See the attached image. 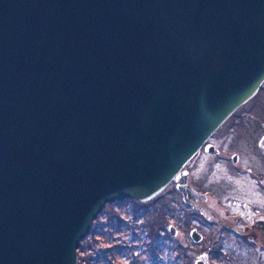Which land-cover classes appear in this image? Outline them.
<instances>
[{"label": "water", "instance_id": "95a60500", "mask_svg": "<svg viewBox=\"0 0 264 264\" xmlns=\"http://www.w3.org/2000/svg\"><path fill=\"white\" fill-rule=\"evenodd\" d=\"M263 82L264 0H0V264H76L106 203L195 193Z\"/></svg>", "mask_w": 264, "mask_h": 264}, {"label": "flooded vegetation", "instance_id": "af4514ba", "mask_svg": "<svg viewBox=\"0 0 264 264\" xmlns=\"http://www.w3.org/2000/svg\"><path fill=\"white\" fill-rule=\"evenodd\" d=\"M253 100L243 103H249L253 123L246 147L232 139L236 131L226 124L229 115L185 165L195 193L185 198L171 181L193 213L201 214L206 243L216 239L219 244V264H264V121ZM200 161L202 173H196L192 167ZM194 173L201 175L203 189L195 184ZM201 254L209 264L208 252Z\"/></svg>", "mask_w": 264, "mask_h": 264}, {"label": "rangeland", "instance_id": "374dc122", "mask_svg": "<svg viewBox=\"0 0 264 264\" xmlns=\"http://www.w3.org/2000/svg\"><path fill=\"white\" fill-rule=\"evenodd\" d=\"M257 93L247 102H258L257 115L264 121V82ZM243 105L226 124L234 125L236 133L231 137L236 146L239 143L246 147L253 139V123L249 103ZM201 166L202 161L192 170L202 173ZM196 173L194 182L203 189L202 177ZM192 229L204 236L194 241L190 236ZM205 251L209 264H219V244L216 239L206 243L201 214L193 213L170 182L146 201L124 198L106 203L79 243L76 264H194Z\"/></svg>", "mask_w": 264, "mask_h": 264}, {"label": "snow or ice", "instance_id": "6c2138e0", "mask_svg": "<svg viewBox=\"0 0 264 264\" xmlns=\"http://www.w3.org/2000/svg\"><path fill=\"white\" fill-rule=\"evenodd\" d=\"M261 219H264V217H262Z\"/></svg>", "mask_w": 264, "mask_h": 264}]
</instances>
